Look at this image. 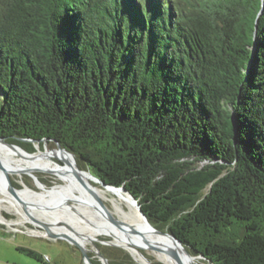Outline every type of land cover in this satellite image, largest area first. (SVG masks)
I'll list each match as a JSON object with an SVG mask.
<instances>
[{
	"label": "trees",
	"instance_id": "16d2710c",
	"mask_svg": "<svg viewBox=\"0 0 264 264\" xmlns=\"http://www.w3.org/2000/svg\"><path fill=\"white\" fill-rule=\"evenodd\" d=\"M260 5L0 0V136L63 142L205 263L264 264Z\"/></svg>",
	"mask_w": 264,
	"mask_h": 264
},
{
	"label": "bare ground",
	"instance_id": "6f19581e",
	"mask_svg": "<svg viewBox=\"0 0 264 264\" xmlns=\"http://www.w3.org/2000/svg\"><path fill=\"white\" fill-rule=\"evenodd\" d=\"M13 153L19 156V160L13 158ZM0 154H7L4 160V167L8 171H15L19 175L22 170H27L30 175L34 174L32 169L45 171L57 176L63 183L47 188L42 186L37 178H33L35 185L40 189H27L26 193L15 189V198L5 188V179L3 170L0 171V210H13L18 214L20 220H4L0 215V221L7 225L31 222L29 216L22 210V204L36 219L48 224L50 230L56 234H66L74 238L77 243L85 248L90 239L93 245L98 240L99 234L110 236V242L116 243L131 251L136 259H140L143 264H153L144 253H139L134 248H146L154 257L163 264H175V261L166 255L169 247L173 246L169 238L159 235L149 230L146 221L139 214L137 207L130 200L128 195L115 188L99 187L91 185L84 172L76 170L75 158L66 153L61 148H46L33 154H26L19 148H11L0 143ZM67 157L70 163L64 158ZM0 159H4L0 155ZM67 165V167H66ZM2 172V173H1ZM10 174V173H9ZM35 175V174H34ZM32 175V176H34ZM80 181V183H76ZM24 184V183H23ZM25 188V185L24 187ZM21 188V189H23ZM85 194V197L79 195ZM59 197L62 200L53 201L46 197ZM66 198L75 200L74 205L90 218V222L80 220L78 216L73 215L68 209ZM65 199V200H64ZM24 201V203H23ZM111 203V205L109 204ZM126 204L127 211L122 205ZM47 206V207H46ZM5 207V208H2ZM7 207V208H6ZM108 214L116 221H119L126 230L114 226L111 219L106 217ZM14 220V221H13ZM37 224L36 222H32ZM134 228L136 232L130 229ZM140 232V233H137ZM46 235V232H40ZM87 238V239H86ZM113 238L115 241H113ZM157 247V250L153 249ZM137 248V249H138ZM92 249V248H91ZM140 250V249H139ZM196 262V259L194 260Z\"/></svg>",
	"mask_w": 264,
	"mask_h": 264
},
{
	"label": "rangeland",
	"instance_id": "374dc122",
	"mask_svg": "<svg viewBox=\"0 0 264 264\" xmlns=\"http://www.w3.org/2000/svg\"><path fill=\"white\" fill-rule=\"evenodd\" d=\"M32 144L31 146L29 144L28 145L26 144L25 146L26 148H28L29 150H32L33 152H38L39 150L44 149L42 147L43 145L42 143H38V145L37 144L32 145ZM45 146L46 148L55 147L54 143L52 142H46ZM0 155H3V158H4L2 159V162L4 160L7 161V159H5L6 157L10 158V156L7 154H0ZM16 156L19 157L18 155ZM203 163L204 162H200L199 166H201ZM80 166L82 167L83 165L80 164ZM30 171H33L32 173L34 174L36 173L38 177L47 186H53V185L63 183L61 180L58 179L59 177L57 178V176H54L51 173H47L45 171H40V170L38 171L37 169H32ZM7 173L8 174L10 173L11 182L14 185V187L20 188V191L26 193L27 189L35 188V184H34L35 182L33 181L31 176L27 175L29 176L27 178L22 172L19 175L15 171H8V170H7ZM76 183H80V181ZM94 184L99 186L97 183H94ZM24 185H25V188H23ZM79 195H82L85 197V194L83 193H80ZM46 198L48 200H53V201H57V200L63 201V199L59 197L47 196ZM66 200L71 201V199H68V198H66ZM109 204L111 205L110 202ZM122 206L127 211L129 210L126 204H123ZM2 208H5V207H2ZM0 213L3 217H5L8 220L10 219L20 220L18 214H16V212L13 210L1 209ZM35 225L30 222H27V223L20 222L19 224H13V225H7V223L2 224L0 222V264H41V262L37 260L36 258L29 256L25 254L24 252L18 250L17 246L29 247V248L36 250L42 255H47L50 259V263L52 264H85L83 261L81 250L78 247L70 244L64 239H52V238L47 237L46 235H42L40 232L38 233L32 232V230L40 229L38 226H35ZM41 232H45V231H41ZM97 238L104 239V240L112 239L110 236L104 235V234H99ZM89 241L90 243H88L84 249L88 250V255L91 257V260H94L100 263L98 257L94 253L95 246H96L100 250V252L108 258V261H113L116 263L115 260L117 257L123 256L126 254L131 258L133 263L143 264V262L140 259H136L134 255L132 257L131 251H128V249L122 246H115L112 244L101 243L98 241L95 242V246H94L93 241L91 239ZM113 241H115L114 238H113ZM137 248H134V249L137 250L139 253H144L145 256L150 261H152L154 264H163L162 262L157 260L153 254L149 252L150 251L149 249H146V248L137 249ZM109 249L112 250L114 254H111V252L109 254L108 252ZM195 263L196 264H208V263H205L204 260L202 259H197Z\"/></svg>",
	"mask_w": 264,
	"mask_h": 264
},
{
	"label": "water",
	"instance_id": "95a60500",
	"mask_svg": "<svg viewBox=\"0 0 264 264\" xmlns=\"http://www.w3.org/2000/svg\"><path fill=\"white\" fill-rule=\"evenodd\" d=\"M260 10L262 11L264 9V0H260ZM260 11V12H261ZM259 12V13H260ZM255 33V32H254ZM254 36H256L254 34ZM46 142H52L54 143L55 147L54 148H61L63 149L66 153H68L69 155H71L73 158H75V166H76V170L80 171L81 173L84 172L85 176L87 179H89V183L91 185H93L94 183H97L100 187H106V188H115V189H118V190H121L123 191L124 193H126L128 195V197L130 198V200L135 204V206L137 207V210L139 212V214L141 215V217L146 221V225L147 227L149 228V230L153 231L154 233L156 234H159V235H164V236H167V238H169V240L171 241V243L173 244V246L169 247L167 250H165L166 252V255L173 259L175 261V264H196L195 263V259H202L204 261L205 260V257L203 255H193L191 254L186 245L181 241V239L169 228L167 227H158L152 223L149 222V220L147 219L146 215L144 214V212L141 210L140 208V204L138 203V201L136 200V198H134L130 192L124 187V186H113V185H109V184H106L104 183L103 181H101L99 178H97L96 176H94L88 169H84L83 167L80 166V164L78 163L77 159H76V156L74 155V153L69 150L67 148V146L57 140V139H46V138H43V139H31V138H25V137H15V136H0V143L5 145V146H9L11 148H19L21 149L22 151H24L26 154H33L35 152H33L32 150H29L28 148H26V144L28 145L29 143L30 144H37L38 143H42V147L44 149H42L43 151L46 150ZM32 144V145H33ZM36 147V146H35ZM40 151V150H39ZM38 151V152H39ZM10 155H13L15 159L19 160L21 158L15 156V154L13 153H9ZM2 159H0V170H3L4 172V179H5V188L6 190L12 194L15 198V189H17L16 187H14V185L12 184L11 182V177H10V174L7 173V170L6 168L4 167V161L2 162ZM200 162H204L203 164H205L207 161L204 160V161H200ZM199 162V163H200ZM198 163V164H199ZM202 164V165H203ZM201 165V166H202ZM23 171V174L28 178L29 176L32 177V179L35 177L38 179V182L42 185V186H46V187H51V186H47L39 177L38 175L35 173L30 175L28 173L27 170H22ZM29 175V176H27ZM34 181V180H33ZM35 184V183H34ZM58 185V184H57ZM96 185V184H94ZM54 186V185H53ZM97 186V185H96ZM35 190H40L36 185H35ZM65 200V199H64ZM67 201L69 204H68V209H70V211L79 217L80 220H84L86 222H90V218L88 216H86L85 214H83V212H81V210L79 208H77L73 201L75 202V200H65ZM24 203V201H23ZM73 203V204H72ZM76 203V202H75ZM22 210L29 216V218L31 219V222H36L37 224L35 226H38L40 229H37V230H32V232H41V231H45L46 232V236L49 237V238H52V239H64L66 240L67 242H69L70 244L78 247L80 250H81V253H82V257H83V261L85 264H94L91 260V257L88 255V250L84 249L83 247H81L77 241L66 235V234H56L54 232H52L50 230V228L48 227V224L44 221H40L38 219L35 218V216L29 212L26 208V204H22ZM1 215V213H0ZM2 216V215H1ZM3 217V216H2ZM106 217L109 219H111V223L116 226L117 228L119 229H122V230H126V227H124L122 224H120L119 221H116L113 217H110L108 214H106ZM4 220H8L6 219L5 217H3ZM2 224H4V222L0 221ZM33 224V223H32ZM42 229V230H41ZM131 231L133 232H136L134 228H131L130 229ZM22 232V231H21ZM137 233H140V232H137ZM98 242H101V243H108V244H112V245H115V246H120L116 243H113V242H110V240H104V239H98L97 240ZM95 246V245H94ZM153 249L154 250H157L158 248L153 246ZM94 253L95 255L98 257L99 261L101 264H109V261H108V258L106 256H104L100 250L95 246V250H94ZM132 255V254H131ZM133 257V255H132ZM154 264V263H153ZM208 264H211L210 262H208Z\"/></svg>",
	"mask_w": 264,
	"mask_h": 264
},
{
	"label": "built area",
	"instance_id": "2783aa9c",
	"mask_svg": "<svg viewBox=\"0 0 264 264\" xmlns=\"http://www.w3.org/2000/svg\"><path fill=\"white\" fill-rule=\"evenodd\" d=\"M44 259L49 261V257L47 255H44Z\"/></svg>",
	"mask_w": 264,
	"mask_h": 264
},
{
	"label": "flooded vegetation",
	"instance_id": "af4514ba",
	"mask_svg": "<svg viewBox=\"0 0 264 264\" xmlns=\"http://www.w3.org/2000/svg\"><path fill=\"white\" fill-rule=\"evenodd\" d=\"M255 231L254 230H251L250 233H254Z\"/></svg>",
	"mask_w": 264,
	"mask_h": 264
},
{
	"label": "crops",
	"instance_id": "0c3cea01",
	"mask_svg": "<svg viewBox=\"0 0 264 264\" xmlns=\"http://www.w3.org/2000/svg\"><path fill=\"white\" fill-rule=\"evenodd\" d=\"M3 228V227H2ZM49 261H50V259H49Z\"/></svg>",
	"mask_w": 264,
	"mask_h": 264
}]
</instances>
